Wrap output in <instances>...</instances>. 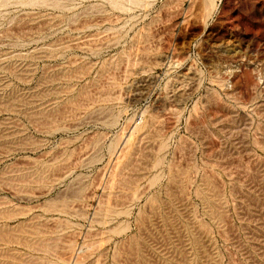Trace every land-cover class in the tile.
Masks as SVG:
<instances>
[{
	"label": "rangeland",
	"instance_id": "1",
	"mask_svg": "<svg viewBox=\"0 0 264 264\" xmlns=\"http://www.w3.org/2000/svg\"><path fill=\"white\" fill-rule=\"evenodd\" d=\"M113 1L0 0V264H264V0Z\"/></svg>",
	"mask_w": 264,
	"mask_h": 264
},
{
	"label": "bare ground",
	"instance_id": "2",
	"mask_svg": "<svg viewBox=\"0 0 264 264\" xmlns=\"http://www.w3.org/2000/svg\"><path fill=\"white\" fill-rule=\"evenodd\" d=\"M116 1V0H115ZM115 1H113V3L115 2ZM213 1V0H212ZM210 3H211V0H210ZM115 4V3H114ZM40 120V119H39ZM38 120V121H39ZM41 123V122H40ZM136 123V122H135ZM138 126V125H137ZM135 127V126H134ZM133 127V128H134ZM132 128V127H131ZM47 130V129H46ZM48 131V130H47ZM133 131V130H132ZM131 130H130V132L128 133V136H129V134H131V132H132ZM41 132V131H40ZM43 132V131H42ZM136 132V131H135ZM133 134V133H132ZM126 136H127V133H126ZM130 137V136H129ZM126 139H128L127 137L124 139L125 141H126ZM123 141V140H122ZM128 141V140H127ZM125 144L127 143V142H124ZM123 144V143H122ZM124 145V144H123ZM124 149V148H123ZM120 151H121V149H120ZM45 155V154H44ZM55 159V158H54ZM48 161V160H47ZM49 163V162H48ZM46 168V167H45ZM44 172V171H43ZM27 175V174H26ZM33 175V174H32ZM43 175V174H42ZM39 176V175H38ZM28 178H30V177H28ZM40 178V177H39ZM37 180V179H36ZM71 253V252H70Z\"/></svg>",
	"mask_w": 264,
	"mask_h": 264
}]
</instances>
